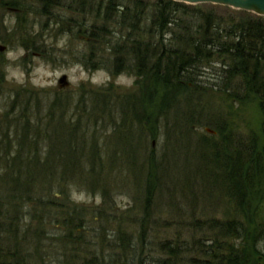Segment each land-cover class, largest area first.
<instances>
[{"label":"rangeland","instance_id":"rangeland-1","mask_svg":"<svg viewBox=\"0 0 264 264\" xmlns=\"http://www.w3.org/2000/svg\"><path fill=\"white\" fill-rule=\"evenodd\" d=\"M5 4H15L19 9ZM119 6L124 8L120 13L116 11ZM184 6L175 9L180 11L178 20L184 22L191 37L205 18L213 26L264 27V17L249 12L209 3ZM157 8L155 0H0V45L5 47L0 52L1 122L15 98L22 100L31 95L34 97L31 102L38 99L44 108L55 100L58 114L64 111V115L80 121L74 134L87 140L84 145L91 141L97 145V156L107 175L105 179L90 175L86 165L79 170L84 172L69 182V199L62 203L68 202L65 204L84 214V230L74 239L76 244L64 246L72 260L87 252L96 261L100 259L99 264H119L123 255L117 248L123 245L120 238L124 233L133 239L136 251H130L132 260L141 259L146 264L159 256L156 243L188 237L187 227H178L190 221L188 216L224 220L232 215L228 199H223L219 192L208 200L200 199L203 192L198 190L223 188L225 172L210 170L213 149H224L229 157L232 151L223 144L228 136L236 141L258 133L262 118L257 103L251 99L233 101L217 91L215 85L221 76L217 61L216 65H207L192 83L165 77L164 80H171L169 86L150 80L149 75L135 77V60L128 59L125 52L121 57L125 61L116 69L113 65L116 56L110 47L116 43L129 46L120 39L121 31H126L117 27L121 16L129 17V23L135 22L138 36L146 35L140 37L139 45L148 46L147 51L152 52V20ZM106 10L108 25L103 20ZM93 19L96 29L108 26L114 33L109 44L96 32L94 36L98 34L99 39L93 44L88 41L90 30L85 33V28L92 25ZM173 29L171 42H164L172 48L177 39L185 37L181 29ZM178 34L180 37H176ZM91 47L96 58L85 66L84 58ZM152 57L147 63L155 61ZM62 77L65 82L59 84ZM138 146L140 153L135 154L132 149ZM150 151L156 162L154 188H161L149 209L157 226H150L139 244L141 188L152 180L150 168L146 167ZM178 188H186L183 193L193 205V210L184 211L181 223H176L180 215L176 208L185 199L177 192ZM174 197L178 199L177 205L170 201ZM261 209L264 214V203ZM199 211L209 213L203 217ZM46 229L48 235H63L58 225H46ZM52 242L56 251L45 264H58L62 260L64 241L59 237Z\"/></svg>","mask_w":264,"mask_h":264},{"label":"trees","instance_id":"trees-1","mask_svg":"<svg viewBox=\"0 0 264 264\" xmlns=\"http://www.w3.org/2000/svg\"><path fill=\"white\" fill-rule=\"evenodd\" d=\"M155 2L158 8L152 20L153 27L151 25L154 34L152 52L147 51L148 46L139 45L140 37L146 35L138 36L135 22L129 23V17L121 12L117 27L126 30L121 31L120 39L129 46L116 43L110 47L116 56L113 60L115 68L118 69L121 61H125L121 58L125 52L128 59L136 62L133 63L135 77L149 75L150 80L169 86L171 80H164L167 76L192 83L207 65L219 64L221 76L215 85L217 91L233 101H255L262 121L256 135L251 134L244 140L237 138L239 140L236 141L228 136L224 140L223 144L232 151L229 157L226 150L213 149L215 154L210 170L225 172L226 181L221 180L223 188L198 190L203 192L200 199L205 197L208 200L214 197V192H219L223 199H228L232 215L224 220L188 216L190 219H186L190 221L186 225L174 224L182 229L187 227L188 237L179 236L156 243L159 256L146 264H264V214L261 209L264 203V27L259 24L240 25L238 28L213 26L209 18H205L191 37L184 22L178 20L180 11L175 9L185 8L184 4L168 0ZM5 5L19 9L15 4ZM116 9L119 13L124 10L123 6ZM108 12L106 10L103 19L107 25ZM94 21L88 29L85 28V33L90 30L88 41L93 44L96 38L99 39L98 34L94 36L93 32H96L101 33V38L109 44L114 33L108 26L104 30L96 29ZM174 27L181 29L185 37L177 39L172 48L164 42H171L170 33ZM76 34L79 36L78 32ZM179 34L176 37H180ZM92 50L84 58L85 66L96 58ZM152 55L155 61L147 63ZM33 98L28 94L26 99L15 98L4 112V122L0 120V264H45L56 251L52 239L59 237L64 243L62 260L58 264H99L100 259L96 261L87 252L79 259L72 260L68 256L64 246L75 243L74 239L83 232L84 214L65 204L68 202L62 203L69 199V182L84 172H79L84 166L87 165L86 171L90 170V175L94 173L102 179L107 176L97 156V145L92 141L84 145L87 140L74 134V128L80 125V121L66 116L67 113L64 115V111L58 114L55 100L44 108L38 99L32 103ZM135 149H132L135 154L140 153L139 146ZM147 165L152 180L146 188H141L142 210L137 221L139 244L151 230L150 226H157L156 221L151 220L149 209L161 190L154 188L156 162L151 151L146 158ZM185 189L178 188L177 192L185 199L179 206L177 198L170 199L177 205V213L181 216H177L175 220L179 222L176 223H181L180 219L186 215L184 211L193 210L192 202L187 201L183 193ZM168 190L176 191L175 188ZM199 212L203 217L209 213ZM51 224L58 225L63 235H48L46 225ZM122 238L120 242L125 248H117L123 255L119 264H145L141 259L137 262L132 260L130 251L135 250L133 239L124 233ZM68 259L71 262L68 263Z\"/></svg>","mask_w":264,"mask_h":264},{"label":"water","instance_id":"water-1","mask_svg":"<svg viewBox=\"0 0 264 264\" xmlns=\"http://www.w3.org/2000/svg\"><path fill=\"white\" fill-rule=\"evenodd\" d=\"M169 1L180 2L189 5L209 3L214 5L226 6L235 10H241L255 14L257 16L264 17V0H169ZM4 50L5 47L0 45V52H3ZM64 82H65V77H62L59 80V84H63Z\"/></svg>","mask_w":264,"mask_h":264},{"label":"bare ground","instance_id":"bare-ground-1","mask_svg":"<svg viewBox=\"0 0 264 264\" xmlns=\"http://www.w3.org/2000/svg\"><path fill=\"white\" fill-rule=\"evenodd\" d=\"M235 10V9H234Z\"/></svg>","mask_w":264,"mask_h":264}]
</instances>
